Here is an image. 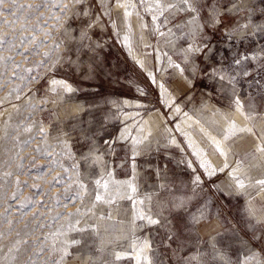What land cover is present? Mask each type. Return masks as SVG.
<instances>
[{"label": "rangeland", "instance_id": "1", "mask_svg": "<svg viewBox=\"0 0 264 264\" xmlns=\"http://www.w3.org/2000/svg\"><path fill=\"white\" fill-rule=\"evenodd\" d=\"M68 2L0 8V264H264V0Z\"/></svg>", "mask_w": 264, "mask_h": 264}, {"label": "snow or ice", "instance_id": "2", "mask_svg": "<svg viewBox=\"0 0 264 264\" xmlns=\"http://www.w3.org/2000/svg\"><path fill=\"white\" fill-rule=\"evenodd\" d=\"M4 2H5V0H0V8L3 7ZM12 2L14 3L15 0H12ZM143 2H144V0H141V3H143ZM117 3H119V0H117ZM70 4L71 5H80L81 8H82V6L84 4V0H69L68 3H65V4L62 5V10L63 11H67L69 9ZM157 4L159 5V0H157ZM181 4L184 5V6H186L187 9L190 10V11H197V9H195L193 7L192 0H181ZM101 6L103 7V0H101ZM120 6L123 7V8H125V15L126 16L130 15V13L127 11V7H128L127 4H121ZM28 7H32V6L29 5ZM37 7H40V5H37ZM167 7L168 8H173V7H176V5H171L170 4ZM9 10H10V8H9ZM105 14H109V13H105ZM162 14L163 13L161 12V15ZM88 15H89V11L88 10H82V11H79V12H74L73 13V16L70 17L69 19H73L74 20L75 18H77L79 16H88ZM54 18L56 20H59L60 19L59 16H56ZM156 18L157 17H155V16L153 17V19H156ZM0 40H3V37H0ZM33 40H35V37H33ZM48 55H49L48 52H45L44 53V56H48ZM0 59H4V58L3 57H0ZM236 63L239 64L240 61L238 60V61H236ZM16 67L19 68V65H16ZM27 71H31V69H27ZM13 75H16L15 71L13 72ZM51 83L55 85V84H64L65 82L53 80ZM66 90L69 91V92L72 91V89H71L70 86L66 87ZM234 127H235V125L233 124V128ZM25 131H31V128L30 127L29 128H26ZM241 131H244V129H241ZM247 131L252 132L253 130L252 129H247ZM40 132L41 133H44L45 132V129L44 128H40ZM229 134H232V128L229 129ZM227 138H228V135L225 136V139H227ZM213 142L216 144L217 150L221 153V155H225V153L223 152V150L220 148L219 142H217L215 140ZM65 146L67 147V144ZM260 150H264V148H261ZM37 151H39V148L37 149ZM48 155H50V153ZM54 163H55V161H54ZM189 166H191V162H189ZM199 166L205 170V172L207 173V175L211 176V175H214L215 174V171H216L215 169H212V171H208V169L211 168V165H210L209 162H207V161H201ZM73 167H76V165H73ZM133 167H135V165H133ZM225 167H227V164H225ZM65 171H67V169H65ZM221 171H222V169H221ZM5 175L6 176H11L12 173L9 172V173H6ZM108 175H109V177H111V175H112L111 172H109ZM194 182L195 183H199L200 182V177L199 176H196ZM237 182L240 185V187H244V185H243V183L241 181L238 180ZM77 183L79 184V187L80 188L86 190V185H84L82 182H79V181H77ZM114 183H116L117 186H118V192H117V194H119V187H122L123 185H127L128 188L131 190L132 193H136L137 192V187L133 183L132 180L122 181V182H114ZM17 184H19V181L18 180H17ZM95 184L97 185V187H102L104 189V192L105 193H108V190H109V181L108 180H103V182H102L101 179H97L95 181ZM257 184L264 186V180L257 181ZM33 187H38V185H33ZM66 191H67V189H66ZM12 198H16V194L15 193H13V197ZM127 198L129 200H132V196L131 195L127 196ZM95 200L96 201L110 202L109 200H105V196L102 195L99 191L95 195ZM133 203L135 204L136 201H133ZM139 203L140 204H143V200L139 201ZM77 212H79V210H77ZM59 215L60 214L58 213L57 216H59ZM68 215L71 216L72 213H69ZM138 218L141 219V220H145L146 219L147 222H148V224H159L160 223V221L158 219H153L151 216H146L142 212L138 214ZM77 223H78V221H77ZM70 230H75V229H71V226H70ZM80 231H83V229H80ZM54 235H57V234H54ZM253 239H259V238L253 237ZM38 240H39V238H38ZM16 243H17V245H19L21 243L27 244L28 241H26V240L25 241H19L18 240ZM64 243H65V245H67L69 242L68 241H65ZM70 243L71 244H78V243H80V241H78V240H72ZM9 251H11V249ZM17 251H19V248H17ZM43 251H44V249L41 248L40 249V252L43 253ZM53 251L62 252L64 255H67L68 254L67 246H65L63 248H56L55 241L53 242ZM13 258H15V257H13ZM117 258L119 259L120 257L118 256ZM250 258L251 257H245L246 260L247 259H250ZM48 259L51 261V264H60V260L63 259V256L60 257V260L53 259L51 256ZM140 260L146 261L147 264H153L152 260L147 255H144L143 249L140 250V253L137 256L138 264H139V261ZM28 264H32L31 258H29Z\"/></svg>", "mask_w": 264, "mask_h": 264}, {"label": "bare ground", "instance_id": "3", "mask_svg": "<svg viewBox=\"0 0 264 264\" xmlns=\"http://www.w3.org/2000/svg\"><path fill=\"white\" fill-rule=\"evenodd\" d=\"M181 70V69H180ZM179 71V70H178ZM182 71V70H181ZM69 84V83H68ZM68 84H66L67 86H68ZM65 85V86H66ZM164 91V90H163ZM167 91V90H166ZM239 101H241V100H239ZM214 108H216V107H214ZM217 111V115H219V116H221V117H223V119H229V120H233V119H236L237 118V116H239L240 115V113H241V115L242 116H244L246 119H247V115H245L243 112H244V110H243V107L240 105L239 106V110H238V112L237 113H232V112H230L229 114H224L222 111H219V110H216ZM150 123H151V120L149 119V117L147 118V120L145 121V123L142 125V128H144V129H147L148 128V126L150 125ZM152 124L154 125V127H158V124H157V122H155V124L152 122ZM199 125V124H198ZM199 126H201V125H199ZM202 127V126H201ZM203 128V127H202ZM201 128V129H202ZM204 129V128H203ZM149 130V129H148ZM205 130V129H204ZM207 134H208V131L206 132ZM210 134V137H211V139L214 141H217V142H219V145H220V148L223 150V152H224V147H223V144H222V142L216 137V136H214L213 134H211V133H209ZM148 245V244H147ZM138 254H139V252L137 251V253L135 254V256L137 257L138 256ZM137 260V259H136Z\"/></svg>", "mask_w": 264, "mask_h": 264}]
</instances>
